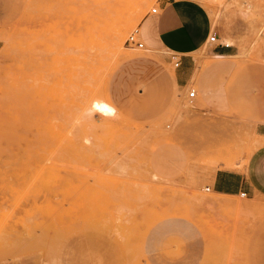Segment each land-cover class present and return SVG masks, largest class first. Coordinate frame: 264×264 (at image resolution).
Here are the masks:
<instances>
[{
	"label": "rangeland",
	"instance_id": "1",
	"mask_svg": "<svg viewBox=\"0 0 264 264\" xmlns=\"http://www.w3.org/2000/svg\"><path fill=\"white\" fill-rule=\"evenodd\" d=\"M101 1L0 0V264H264V191L205 188L264 141V0H199L236 52L179 67Z\"/></svg>",
	"mask_w": 264,
	"mask_h": 264
},
{
	"label": "crops",
	"instance_id": "2",
	"mask_svg": "<svg viewBox=\"0 0 264 264\" xmlns=\"http://www.w3.org/2000/svg\"><path fill=\"white\" fill-rule=\"evenodd\" d=\"M158 8V12L147 13L138 23V38L141 37L148 48L164 47L168 53H180L185 59L201 44L207 42L210 20L199 0H158ZM262 43L264 44V33ZM215 45L212 51H216L214 55H220V59L222 55L232 56L233 52H236L233 42L229 39H226L224 44L218 41ZM227 65L224 64L221 68ZM205 69L221 70L206 65ZM169 76L179 85H184L188 79V73L183 69L175 71L174 74L170 73ZM111 106L114 109V105ZM254 133L264 137V120L256 122ZM206 185L208 189L222 194H234L239 191L246 193L253 189L264 191V141L250 151L240 168L214 169Z\"/></svg>",
	"mask_w": 264,
	"mask_h": 264
},
{
	"label": "bare ground",
	"instance_id": "3",
	"mask_svg": "<svg viewBox=\"0 0 264 264\" xmlns=\"http://www.w3.org/2000/svg\"><path fill=\"white\" fill-rule=\"evenodd\" d=\"M146 1L147 0H102L101 3H99L98 5H95L93 7V12L95 14L94 16H95V18H97V20L105 21L104 19H110V21H111L108 42L111 44V46L113 48L120 46L126 28L131 23L135 22L137 20V17H138V14H135L134 17H128V16H126L127 13L124 11L127 10L128 8H135V11H136V9L139 10L143 7V4ZM138 10H137V13H138ZM140 11L141 10H139V12ZM126 17H128V18H126ZM123 18H126V19L122 21ZM215 56L220 57V55H218V54H215ZM222 57H224V55H222ZM219 61H220V59H219ZM212 66H213V64H212ZM219 203H220V201H219Z\"/></svg>",
	"mask_w": 264,
	"mask_h": 264
},
{
	"label": "built area",
	"instance_id": "4",
	"mask_svg": "<svg viewBox=\"0 0 264 264\" xmlns=\"http://www.w3.org/2000/svg\"><path fill=\"white\" fill-rule=\"evenodd\" d=\"M150 12L151 13H156L157 12V7L156 6L150 7ZM216 39H217V35L215 34L214 31H211L206 37V41L207 42H215V43H217ZM124 45L125 46H135L137 48H141L142 47V41L138 38V34H137V31H136L135 28L130 30L126 34V36L124 37ZM169 58H170V62L172 63L173 67H176V66L179 65L180 58H179L178 55L176 56L175 53H170ZM193 96H194V89L190 88L187 91V93H186V97L190 101ZM205 188L208 189V186L206 185ZM238 193H239V195H244L245 194L244 191H239Z\"/></svg>",
	"mask_w": 264,
	"mask_h": 264
}]
</instances>
